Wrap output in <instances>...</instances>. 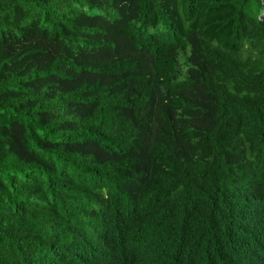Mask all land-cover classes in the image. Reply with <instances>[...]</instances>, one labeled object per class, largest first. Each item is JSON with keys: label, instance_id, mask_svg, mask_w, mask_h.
I'll return each mask as SVG.
<instances>
[{"label": "trees", "instance_id": "1", "mask_svg": "<svg viewBox=\"0 0 264 264\" xmlns=\"http://www.w3.org/2000/svg\"><path fill=\"white\" fill-rule=\"evenodd\" d=\"M0 264H264V0H0Z\"/></svg>", "mask_w": 264, "mask_h": 264}]
</instances>
